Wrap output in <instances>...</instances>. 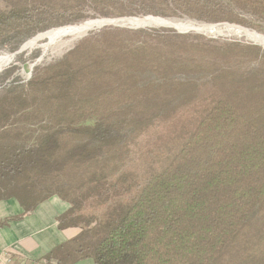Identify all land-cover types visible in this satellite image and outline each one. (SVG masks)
<instances>
[{"label":"trees","instance_id":"1","mask_svg":"<svg viewBox=\"0 0 264 264\" xmlns=\"http://www.w3.org/2000/svg\"><path fill=\"white\" fill-rule=\"evenodd\" d=\"M0 3L8 53L101 18L264 24V0ZM12 73L0 74V201L21 217L67 203L56 221L80 230L72 262L264 264V49L108 26L26 82Z\"/></svg>","mask_w":264,"mask_h":264},{"label":"crops","instance_id":"2","mask_svg":"<svg viewBox=\"0 0 264 264\" xmlns=\"http://www.w3.org/2000/svg\"><path fill=\"white\" fill-rule=\"evenodd\" d=\"M68 208L67 203L53 197L21 217L18 202L0 201V224L8 220L0 227V252L9 253L13 264H93L91 259L72 262L69 248L80 230H59L56 221Z\"/></svg>","mask_w":264,"mask_h":264},{"label":"rangeland","instance_id":"3","mask_svg":"<svg viewBox=\"0 0 264 264\" xmlns=\"http://www.w3.org/2000/svg\"><path fill=\"white\" fill-rule=\"evenodd\" d=\"M147 17H152V16L111 18L110 20L127 19V18L143 20L144 18H147ZM152 18H157V17H152ZM159 19H163V18H159ZM95 20H109V19L101 18V19L86 20L79 24L54 28L46 32L40 33L36 35L35 37L31 38L30 40L26 41L19 48L17 52H14V53L0 52V59L7 58V57L11 58L10 63L7 65H2V63H0V74L3 73L4 71L12 69L13 73H12V77L10 80L19 78L20 80L24 82L28 81L31 78L32 72L35 67L44 66L46 64H49L51 62H54L60 59L66 52L72 49L74 45L78 41H80L82 38L87 36L89 33L98 31L102 28H94L88 31V33L86 32L85 34L81 35V37L80 36L79 37L65 36V37L58 38L54 42H50L48 39H43V40H40L33 48L24 49V46L28 42L32 41L39 35L45 34L52 30H57V29L66 28V27L67 28L76 27V26H80L88 22H93ZM164 20H170L172 23H176L184 27H187L186 30H180V31L174 28H170L171 26L163 27V28L173 29L177 31L178 33H182L184 31L183 34H186V33L200 34V35L205 36L206 38L219 40L221 42H239L241 44L256 45L264 49L263 44H260L259 42L254 41L250 37H247L245 34H243L242 31H238L234 29V28L244 29L250 33H255L257 35H261L264 37V24H261V23L252 22L251 27L247 28V27H242L238 25H230V24H225V23L224 24H203L199 22L190 21L188 19H164ZM247 20L250 21L249 18ZM114 25H118L124 28H131V29L135 28V26L133 25L131 26V24H129L126 21H118ZM140 28H162V27H153V26H143L142 27L141 26ZM18 59L20 61H18ZM10 80L7 81V83H9Z\"/></svg>","mask_w":264,"mask_h":264},{"label":"bare ground","instance_id":"4","mask_svg":"<svg viewBox=\"0 0 264 264\" xmlns=\"http://www.w3.org/2000/svg\"><path fill=\"white\" fill-rule=\"evenodd\" d=\"M129 24H132L134 26H153V27H167V26H173V28L177 29V30H186L187 27H184L182 25L176 24V23H172L170 20H164V19H159V18H146L143 20H139V19H134V18H128L127 21ZM106 21L105 20H95L93 22H88L85 24H82L80 26H76V27H66V28H61V29H57V30H52L49 31L45 34L39 35L38 37H36L35 39H33L32 41L28 42L25 46L24 49H28V48H33L40 40L43 39H48L50 42H54L55 40H57L60 37H65V36H72V37H81V35L85 34L86 32L88 33V31L94 29V28H99L101 27L103 24H105ZM131 25V26H132ZM191 26V25H190ZM238 31H242L243 34H245L247 37H250L251 39H253L256 42H259L260 44L264 45V37L261 35H257L255 33H250L247 30L244 29H238V28H234ZM184 32V31H183ZM11 61L10 57L7 58H2L0 59V63H2V65H7L9 64Z\"/></svg>","mask_w":264,"mask_h":264},{"label":"water","instance_id":"5","mask_svg":"<svg viewBox=\"0 0 264 264\" xmlns=\"http://www.w3.org/2000/svg\"><path fill=\"white\" fill-rule=\"evenodd\" d=\"M147 18H149V17H147ZM130 19V18H129ZM144 19H146V18H144ZM106 21V23L105 24H103L101 27H99V28H104V27H108V26H114V27H121V26H118V25H114L116 22H118V21H128V18L127 19H114V20H105ZM132 25V24H131ZM134 26V25H133ZM141 26H135V28L134 29H139ZM170 28H173V27H170ZM175 29V28H174ZM183 33V32H182Z\"/></svg>","mask_w":264,"mask_h":264},{"label":"built area","instance_id":"6","mask_svg":"<svg viewBox=\"0 0 264 264\" xmlns=\"http://www.w3.org/2000/svg\"><path fill=\"white\" fill-rule=\"evenodd\" d=\"M13 257L7 252H0V264H13Z\"/></svg>","mask_w":264,"mask_h":264}]
</instances>
